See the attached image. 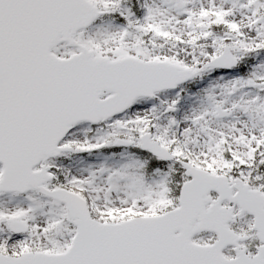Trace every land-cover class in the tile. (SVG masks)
<instances>
[{
	"label": "snow or ice",
	"instance_id": "obj_1",
	"mask_svg": "<svg viewBox=\"0 0 264 264\" xmlns=\"http://www.w3.org/2000/svg\"><path fill=\"white\" fill-rule=\"evenodd\" d=\"M0 264H264V0H0Z\"/></svg>",
	"mask_w": 264,
	"mask_h": 264
}]
</instances>
